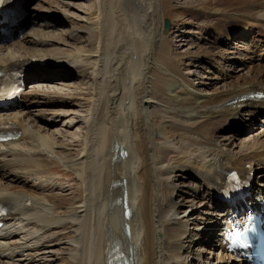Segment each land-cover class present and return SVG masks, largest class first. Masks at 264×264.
<instances>
[{
  "label": "bare ground",
  "instance_id": "obj_1",
  "mask_svg": "<svg viewBox=\"0 0 264 264\" xmlns=\"http://www.w3.org/2000/svg\"><path fill=\"white\" fill-rule=\"evenodd\" d=\"M8 1L12 9L30 0ZM90 1L85 19L64 14L63 32L40 28L16 49L0 46V72L20 70L23 83L36 82L22 93L21 109L0 113V131L17 135L0 142V264H49L43 249L59 264H245L214 229L228 222L230 208L259 207L264 198V0H196L193 16L209 43L191 42L185 52L161 36L165 0ZM57 15L46 23L56 27ZM237 35L250 45L247 64L219 48L222 36ZM202 63L214 64L215 76L193 82L192 68ZM233 63L242 66L236 74ZM40 104L86 109L66 117V127L80 124L68 134L51 130L56 118L39 123L31 108ZM247 121L256 130L240 137ZM66 144L79 152L73 159L59 152ZM39 155L78 179L83 196L73 212L55 213L59 176L42 169ZM233 170L259 180L218 210L217 192ZM186 180L193 187L185 190L177 182ZM122 188L129 217L118 202ZM66 226L71 236L62 242ZM206 234L216 260L202 256L213 250Z\"/></svg>",
  "mask_w": 264,
  "mask_h": 264
},
{
  "label": "rangeland",
  "instance_id": "obj_2",
  "mask_svg": "<svg viewBox=\"0 0 264 264\" xmlns=\"http://www.w3.org/2000/svg\"><path fill=\"white\" fill-rule=\"evenodd\" d=\"M195 4H196V0H167V1L165 0V4H164L165 6H163V12H164L163 13V24H164V19H168L170 22V26L167 32L162 31L161 36H164L166 38L167 43L171 45L172 47H175L176 49H178L180 52H185V50H187V48H189V46L191 45L190 44L191 42H195V43L199 42L202 45H207L209 43L207 39H204V40L201 39L202 37L203 38L209 37L210 33L206 34V32H204L201 28L198 27L196 23L197 18L193 16V8ZM90 5H91L90 0H30L26 5H24L23 9L20 10V12L23 13V15L19 17L16 21V23L18 22V26H17L18 28L15 29L14 31L13 30L11 31L10 29L11 38H7V36H0V46L3 47L4 49L6 48L9 49L10 47H13V48L15 47L14 49H16L20 43V40H23V37L25 35H28L30 32H33L35 30L37 31V29L39 30L40 28L42 30V33L49 32L51 34L53 33L56 34L59 32H63V29L66 28L65 25L62 24V20H64V14H67L72 18L85 19L86 12L89 10ZM55 14H60V15H57V21L55 22L56 27L52 26L51 24L46 23V22H51L50 18L54 17ZM207 19L208 17L207 15H205L203 17V20L206 21ZM162 30H164V26ZM237 32H240V31H237ZM243 36L244 35L242 36L237 35V37L232 40L228 39L227 37L222 36L220 39L221 44L219 48H222L223 50L222 52L225 53L224 54L225 56L229 54L230 57L238 56L239 59H242L244 57L245 64H247L251 60L248 58V56H245L244 54L247 52V49L250 45L248 43V40H245ZM225 42L226 43L230 42V43L228 44V46H226ZM59 46L60 48H65V46L62 44ZM238 67L242 69L241 64L233 63L231 66V73L236 74L237 72H239L237 70ZM214 68H215L214 64L212 65L211 63H208V64L202 63L199 65L198 68L196 69L192 68V71L194 72H193V76H191V80L193 82H198L199 80H205V78H207L208 76L211 78H214L215 75H213L212 73ZM228 68H229L228 66L226 67L222 66L223 74L227 73ZM236 70L237 72H235ZM70 81L73 82V80H70ZM34 83L32 81L25 82V85L23 86V89L18 99L16 100L17 102L13 104H9L7 106H0V113H8V112H13V111H17L21 109L22 107H19L20 101L23 100L21 98V95L22 93H26L32 86L31 84H34ZM48 85L54 86V88L57 87L58 89L62 88L57 82H50V84ZM38 94H40V96L46 95L44 92H38ZM53 98H55V100L58 99L57 97H54V96ZM46 105L47 104H40V106L36 105L32 107L31 109L36 110L35 112L37 113L33 116H37L38 118L37 120L39 121V123L43 125L45 124V122L39 118H43V117L56 118L57 120H59V123L55 127L52 125L53 127L51 126V130L55 128L57 129L59 128V129H62L63 132L68 133V134H70V132L74 133V131L77 129L78 126H80V124L77 125L76 123L71 127H68V126L66 127V124H67L66 121L68 120L66 117L73 118L72 116L73 114L70 115V112L81 113L82 111L86 109L85 106L80 107L79 105L72 106V107L68 106L66 108L60 105H55V106L54 105L46 106ZM38 108L47 109V114L42 113V112L38 113L39 112V110H37ZM60 110L68 111L67 115L68 114L69 115L66 116L62 114L63 112ZM52 113H54L53 116H51ZM257 119L259 121L263 120V118L261 117H258ZM240 122L242 124V121ZM249 124H251V122L249 121L244 122V126L241 128H243L246 131H242L240 137L243 135L250 134L251 132H254L256 130V128L249 129V126H250ZM260 125H264V123ZM238 126H242V125H240L239 123V125H236V127ZM78 134H79L78 136L81 139L82 138L81 134L80 133ZM66 147L68 149H66ZM66 147L61 148L59 152L61 154L66 155L68 159H73L79 153L78 150H74V148H72L70 144H66ZM38 158L40 160V163L42 164V169L44 171H47L48 173L59 176L57 180L60 181L61 185L54 189V193L57 194L61 200L59 203V207L55 209V213L63 215L66 212H70V211L73 212L75 210L74 206H76V203H78L79 198L81 199L83 196V192L80 189V183L78 179L72 172L65 171L63 169L62 164L56 158L50 157L48 155H39ZM256 179H259V178L256 177ZM177 183H179L180 186H182L181 188H184L185 190H186V186L188 185H191V187H193V184L189 182V180H186L185 183H182V182H177ZM202 198L203 197H199L198 200L195 201L197 207H195L196 209L194 210L195 213L194 212L192 213L193 215L197 213L196 210L198 209V206L200 205L201 201L205 199V198L204 199ZM175 199H176L175 202L179 199L178 195H177V198L175 197ZM192 211L193 209L190 210V212ZM67 227L69 226H66L62 229V232L64 234H61L63 235L62 237H57V239L59 238L58 240L60 241L62 240L63 242L65 241L63 239H67L71 236V232H69ZM193 231L191 232V234L193 233ZM214 232L217 233L218 231L214 229ZM205 238L206 239L211 238L209 240V244L213 243L212 245L213 250L210 256L209 254H206V255L204 254L202 256L203 257L205 256L204 258L209 257L210 260L212 259L216 260L218 257V249L216 248V241L214 240V236H212V234H206ZM42 251L44 252V255L50 259L49 264H59V261L54 260L53 256H49V254L46 253V249H43ZM191 263L192 262H190V264Z\"/></svg>",
  "mask_w": 264,
  "mask_h": 264
},
{
  "label": "water",
  "instance_id": "obj_3",
  "mask_svg": "<svg viewBox=\"0 0 264 264\" xmlns=\"http://www.w3.org/2000/svg\"><path fill=\"white\" fill-rule=\"evenodd\" d=\"M164 28H165V31L168 30V28H169V20L168 19L164 20ZM122 191H124V196L123 197L125 199L126 198V195H125L126 194L125 193L126 190H125V188H122Z\"/></svg>",
  "mask_w": 264,
  "mask_h": 264
}]
</instances>
